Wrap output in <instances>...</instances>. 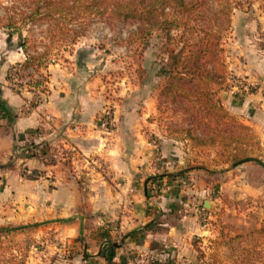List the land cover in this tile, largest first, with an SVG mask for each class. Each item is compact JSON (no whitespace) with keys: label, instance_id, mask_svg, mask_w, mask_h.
<instances>
[{"label":"crops","instance_id":"obj_1","mask_svg":"<svg viewBox=\"0 0 264 264\" xmlns=\"http://www.w3.org/2000/svg\"><path fill=\"white\" fill-rule=\"evenodd\" d=\"M261 22L234 21L241 28L224 46L228 76L219 97L260 147L238 165L205 162L203 148L165 128L162 76L155 84L130 74L112 90L74 51L38 71L48 76L44 90L14 88L10 70L27 57L9 33L1 38L0 226L37 224L38 234H53L58 258L50 264H225L214 257L223 253L215 246L222 233L248 235L264 224ZM107 106L115 112L110 132L98 125ZM202 207L210 225L200 221ZM107 239L115 249L101 254Z\"/></svg>","mask_w":264,"mask_h":264},{"label":"trees","instance_id":"obj_2","mask_svg":"<svg viewBox=\"0 0 264 264\" xmlns=\"http://www.w3.org/2000/svg\"><path fill=\"white\" fill-rule=\"evenodd\" d=\"M9 2L4 7L7 12L3 18L5 23L0 24V28L9 31L10 36L18 35L20 38L23 37L24 26L43 22L48 23L52 37L65 40L72 34L70 41L76 43L78 37L84 35L85 31H79L70 24L82 25L90 20L102 19L108 23L137 24L130 37L136 36L142 41L143 49H146L150 46L155 31L161 30L177 47L168 51V62L160 69L163 82L158 98V109L162 113V103H172L186 115L179 124L170 126L169 131L172 134L183 135L185 139L196 145L212 147L221 145L224 147L222 151L224 154L230 150L227 159L233 163L248 157L247 153H237V151L245 144L244 139H248L249 134L236 135L232 132V128L234 130L239 127L243 132L251 128L231 115L219 97L226 86L228 76L226 62L212 51L210 46L212 39L208 29L204 30V45L198 43L193 46L189 43V37L197 31L196 26L192 25L193 22L197 18H203V15L198 13L199 10L202 7L208 8L216 0H10ZM178 31L180 33L176 35ZM26 42L27 37L20 44L27 54L22 66L37 67L36 71H40L43 66L47 68L51 62L48 60V52L45 51L38 56L32 55L28 52ZM210 51H212L211 55L208 53ZM32 84L40 87L44 82L35 80ZM187 170H182L179 174H184ZM162 176L157 175L150 179L155 181ZM28 226L33 225L0 226V235L20 231ZM256 233H264V227L253 232ZM250 235H235L227 238L222 233V238L215 241V246L232 247L233 241H243ZM226 238L228 241H225ZM108 247L115 249L111 239L106 240L101 254H104ZM244 251L248 253L246 247H243ZM233 264L256 263L252 257L245 256L234 261Z\"/></svg>","mask_w":264,"mask_h":264},{"label":"rangeland","instance_id":"obj_3","mask_svg":"<svg viewBox=\"0 0 264 264\" xmlns=\"http://www.w3.org/2000/svg\"><path fill=\"white\" fill-rule=\"evenodd\" d=\"M9 1L0 0V24L5 23L3 18L7 15V12L4 7L10 3ZM198 13L202 14L203 18H197L192 24L196 26L197 31L194 32L192 37L188 36L190 45L195 46L198 43L204 45V30L208 29L207 31L210 32V38L212 39L211 49L215 51L216 56L223 59L226 42L229 41L228 39L235 37L232 34L234 32L233 29L241 28L242 23L237 26L234 21L238 19L239 22L245 21V27L249 23L253 27L261 26L262 16H264V0H216L208 8L202 7ZM70 25L79 31H85L84 35L78 37L76 43L70 41L72 34L65 40L52 37L48 29V23L40 22L24 26L23 37L20 38L18 35H14L11 47L14 46L16 48L27 37L28 52L38 56L47 51L49 62L53 59L55 61H63L65 57H69L71 53L78 51V53L82 54L83 59L88 60L90 65H95L92 69L101 71L105 77L103 79L104 84L112 90L121 89V85L118 82H121L122 77L131 78L130 74H133L135 78L140 76L145 80H152L153 83L158 84V79L161 77L160 69L168 62V51H172L177 47L176 44L169 41L164 32L157 29L151 37L150 46L143 49L140 39L136 36L130 37V33L137 28V24L131 22L108 23L98 19L84 22L82 25ZM8 33L9 31L1 27L0 39L7 38ZM179 33L178 31L176 35ZM212 51L208 52L209 55L212 54ZM36 68L33 66L24 68L22 66L19 73L20 81L27 84L30 82L33 85L32 83L35 80H39L44 82L42 86H46L48 76L43 73L39 74ZM11 71H13V68ZM33 71L38 73L35 78H31L32 73H35ZM161 111L160 117H162L165 128L168 129L172 125L179 124L182 118L186 116L172 103H162ZM238 121L240 120L238 119ZM172 122L174 123L170 124ZM197 131L200 133L199 129ZM232 132L241 136L249 134V138L244 139L245 144L240 146L237 153H247V158L258 154L260 147L254 140L252 130L243 132L242 129L236 127L234 130L232 128ZM179 137H183V135L179 134ZM191 144L201 149L203 148L201 157L205 159V162H212L213 160V164L233 163L227 159L230 150L224 154L222 152L224 147L221 145L213 147L200 146L192 141ZM34 225L20 231L0 235V264H50L53 259L58 258V253L53 254L56 242L54 235L50 233L42 236L37 233L36 229L38 227ZM263 227L264 224L261 228ZM227 238L225 241H228ZM231 245L233 246L224 245L219 247L220 249L224 248L222 249L223 253L215 258L220 259L225 264H233L234 261L248 256L252 257L256 264H264V233H252L243 241L236 240ZM243 247H246L248 253L244 251V254Z\"/></svg>","mask_w":264,"mask_h":264},{"label":"built area","instance_id":"obj_4","mask_svg":"<svg viewBox=\"0 0 264 264\" xmlns=\"http://www.w3.org/2000/svg\"><path fill=\"white\" fill-rule=\"evenodd\" d=\"M53 61H55V60L54 59L51 60L50 63H52ZM21 68H22L21 65L16 66L15 68H13V71H11L8 75L12 86L15 88H19V86H21V83H22L20 81V78H19V73L21 71ZM27 85L32 90H36V89H43L44 90V86L36 87V86L31 85V84H27ZM114 113L115 112H114V109L112 106H107L104 109V112L101 114V116L98 119V125L100 126L101 129H103L106 132H110L113 129V126L115 124ZM74 149L75 148L72 149L73 152H75ZM179 183L181 186L186 187V186H189L190 180L186 176L181 174V176L179 177ZM159 189H160V184H158L157 182H153V184H152L153 192L157 193L159 191ZM200 221L203 225H210L212 222L209 210L204 208V207H202V209H201Z\"/></svg>","mask_w":264,"mask_h":264},{"label":"water","instance_id":"obj_5","mask_svg":"<svg viewBox=\"0 0 264 264\" xmlns=\"http://www.w3.org/2000/svg\"><path fill=\"white\" fill-rule=\"evenodd\" d=\"M248 160H253V159H252V158H245V159H243V160H240V161L236 162L235 165L241 164V163H243V162H245V161H248ZM207 205H208V204H207Z\"/></svg>","mask_w":264,"mask_h":264}]
</instances>
